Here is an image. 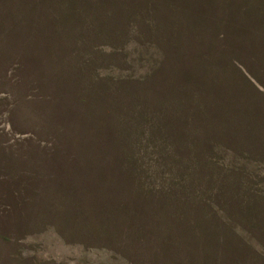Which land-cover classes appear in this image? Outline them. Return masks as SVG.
<instances>
[{
  "label": "trees",
  "instance_id": "1",
  "mask_svg": "<svg viewBox=\"0 0 264 264\" xmlns=\"http://www.w3.org/2000/svg\"><path fill=\"white\" fill-rule=\"evenodd\" d=\"M133 26L135 39L154 44L160 62L143 79H118L122 93L113 94L112 99L105 91L96 97L98 85L105 84L103 79L91 78L98 62L92 49L109 48L104 56L113 61L133 37ZM0 56L6 62L17 59L25 78H37L45 90L53 89L58 95L75 92L80 88L79 79L90 78L78 125H87L86 134L91 137L80 132L79 143L72 146L79 158L76 171L88 174L65 178L59 186L61 196L55 201L58 208L80 220L88 234L126 257L131 249L152 264H164L170 240L179 237L174 226L192 228L190 223H196L198 234L206 238L207 224L228 225L208 206L170 202L168 208L173 212L168 216L163 215L167 210L158 202L149 207L151 193H144L133 176L135 171L121 161L126 153L123 141L128 131L136 137L133 128L156 114L150 133L172 142L174 157L182 154L178 142L186 135L195 141L190 146L197 158L211 153L216 143L255 160L263 159L262 0H0ZM66 69L77 72V77L65 75ZM54 73L59 81H52ZM124 88L137 91L124 92ZM185 126H189L187 130H183ZM109 135L119 140L104 144ZM72 183L79 188L78 196L67 194ZM168 195L165 191L161 196ZM258 200L248 208L254 212L256 228L260 227ZM180 210L182 217H175ZM224 211L230 221L238 223L227 208ZM59 213L43 212L39 223L54 217L57 231L68 239L67 224ZM233 236L247 252L253 251L239 236ZM254 238L264 249V239L258 234ZM207 260L203 255V263Z\"/></svg>",
  "mask_w": 264,
  "mask_h": 264
},
{
  "label": "rangeland",
  "instance_id": "2",
  "mask_svg": "<svg viewBox=\"0 0 264 264\" xmlns=\"http://www.w3.org/2000/svg\"><path fill=\"white\" fill-rule=\"evenodd\" d=\"M135 35L133 26V37L118 50L113 61L104 56L110 52L109 48L92 49L98 62L90 72L91 78L103 79L105 84L98 85L95 96L105 91L112 99L113 94L122 93V87L116 84L118 79H143L160 62V53L154 44L138 42ZM76 53L85 62L89 58L81 52ZM69 73L66 69L65 75ZM73 73L70 77H77L78 73ZM88 79H79L80 88L75 92L58 95L53 89L45 90L37 78H25L19 72L17 59L6 62L0 56V264H152L131 249H127V257L114 252L100 239L88 234L80 220L70 217L56 204L61 196L59 186L65 178L78 179L88 174L76 171L79 158L72 149L79 143L78 134H86L88 130L87 125H78L87 102ZM54 80H60L58 73H54ZM125 89L137 91V88H124V92ZM151 115L143 125L133 128L136 137L122 127L128 131V137L122 140L126 153L121 159L123 165L135 171L133 176L139 180L144 193H151L147 200L149 207L158 202L167 210L163 215L168 216L173 212L168 208L170 202L188 207L208 206L228 224H207L206 238L198 234L196 223H190L192 228L187 224L181 228L174 226L179 237L175 242L170 240L163 263L264 264V249L254 238L258 234L264 239V157L255 160L213 143L211 153L197 158L190 146L195 141L188 140L186 135L178 142L183 148L182 154L174 157L171 155L172 142L160 134L151 135L156 114ZM105 133L108 135L110 129ZM86 137H91V133ZM117 140L119 138L109 135L103 143L112 144ZM75 184L69 185L67 194L71 197L79 193ZM165 191L170 195L161 196ZM256 196L262 198L255 199ZM254 200L261 205L258 228L253 210L248 209ZM226 208L238 223L228 219ZM53 211L64 217L68 239L57 231L52 221L54 217L39 223L43 212L53 214ZM181 213L180 210L175 217L181 218ZM190 217L193 219V214ZM233 234L253 251L247 252ZM203 255L208 257L206 263L202 261Z\"/></svg>",
  "mask_w": 264,
  "mask_h": 264
}]
</instances>
